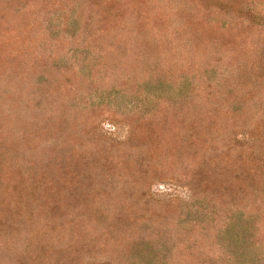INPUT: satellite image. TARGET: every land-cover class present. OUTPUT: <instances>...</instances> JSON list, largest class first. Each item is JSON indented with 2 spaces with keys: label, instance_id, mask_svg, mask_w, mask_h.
<instances>
[{
  "label": "rangeland",
  "instance_id": "obj_1",
  "mask_svg": "<svg viewBox=\"0 0 264 264\" xmlns=\"http://www.w3.org/2000/svg\"><path fill=\"white\" fill-rule=\"evenodd\" d=\"M0 264H264V0H0Z\"/></svg>",
  "mask_w": 264,
  "mask_h": 264
}]
</instances>
